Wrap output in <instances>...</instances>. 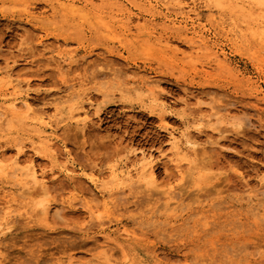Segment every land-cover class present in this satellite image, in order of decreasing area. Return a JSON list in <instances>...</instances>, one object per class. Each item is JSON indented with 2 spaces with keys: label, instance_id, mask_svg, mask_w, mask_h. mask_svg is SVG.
<instances>
[{
  "label": "rangeland",
  "instance_id": "rangeland-1",
  "mask_svg": "<svg viewBox=\"0 0 264 264\" xmlns=\"http://www.w3.org/2000/svg\"><path fill=\"white\" fill-rule=\"evenodd\" d=\"M222 1L0 0V264H264V5ZM143 155L157 187L127 182Z\"/></svg>",
  "mask_w": 264,
  "mask_h": 264
},
{
  "label": "bare ground",
  "instance_id": "bare-ground-1",
  "mask_svg": "<svg viewBox=\"0 0 264 264\" xmlns=\"http://www.w3.org/2000/svg\"><path fill=\"white\" fill-rule=\"evenodd\" d=\"M154 1L158 3L161 0H154ZM163 1H164V4L166 5L167 9L169 8L170 5H173L174 7H176L175 9L187 7L189 9L188 13L193 14V16H197L198 15V13L196 12V6L197 5L195 6V0L193 1L192 4H188V2H185L184 0H163ZM261 1L263 2V5H264V0H259V3ZM213 3H216V4L220 5V7H221V5H223V1L222 0H214ZM218 5H217V7H218ZM172 9H174V8H172ZM251 16L253 17V15H251ZM188 18H190V17H188ZM184 28H186V27H184ZM181 29H183V28H181ZM218 58H219V56H218ZM11 72L13 73V71H11ZM12 73H10V75H9L10 77H12L14 75ZM151 90H153V89H151ZM18 105H21V106H18ZM18 105L16 103H13L11 107H12L13 110H17V109H20V108L26 109V111L28 113L32 114L33 120L38 126L44 127L45 129H48V130H51V133L47 137V139H46V141H45V143L43 145V148L46 149V152L49 154L50 158L52 160L56 161L58 159V155L56 154V145H57V139H58V136L56 134V130H57L56 122L54 120H52L51 118L45 117V116L41 115L40 113H38L36 110H34L32 105L30 104V102L28 100H25V101L21 102ZM218 109H220V108L218 107ZM80 113H78V115H77L76 119L73 121V123L76 126H81V125L85 126V121L89 117L88 116L89 115V111L83 109ZM215 115H217V113L214 114V117H215ZM239 128H241V126ZM174 143H175V146H176L175 147L176 148V153L177 154H183L182 153L183 151L180 150V147H179V141H174ZM189 144L192 145L191 143H189ZM191 150L193 152L192 154H193L195 159L189 161V164L190 163L192 164L193 161L195 162L196 158H198L199 156L201 157V155H202V157H203V155L206 154L205 151H203L202 149L200 150L195 145L191 148ZM66 154L68 155L69 158L72 159L71 154L69 153L68 150H66ZM173 154H175V152ZM187 154L188 153H186L185 156H187ZM142 159H143V161H142V163L140 165V168H138L136 170V176L135 177H133L129 172L126 173V178L128 179L127 182L136 180L137 182H144V184L146 186L147 185H149V186L153 185L154 187H157L159 185V181H158L157 176H156L154 160L151 158V156H145V155H143ZM187 159L190 160L189 158H187ZM202 159H205V156ZM202 159H201V161H202ZM3 160H4V157H3L2 154H0V164L3 163ZM197 161L199 162L198 159H197ZM200 162L198 164H203V163H200ZM179 167H177V169ZM192 167H191V169H192ZM195 167H197V164L195 165ZM201 167H202V165H201ZM203 167H204V165H203ZM204 168H206V166ZM196 169H198V168H196ZM179 171H180V169H179ZM179 174L181 175L182 171H180ZM24 175L26 177L25 178L26 181H25V183H23L24 184L23 185V189L25 191V196L38 198L35 201V204L33 205V207L34 208H39L41 216L43 215L44 218L45 217L47 219L49 217H52L53 219L62 218L61 213L64 210V207L62 205L56 206L54 204H49V202H48L47 198L49 196L50 189L48 188L47 181L45 179L44 173L42 171H39L38 167L36 166V164L31 162L24 169ZM113 177H116V175H114ZM88 180L97 189H99L101 192H107L108 188L104 187L105 184L103 183V180L101 178V174L99 172L98 173L97 172L96 173L91 172V175L88 176ZM23 194L24 193H22V195ZM8 196L9 195H3L2 197H3V199L4 198L6 199ZM94 200H95L94 198L91 199V201H94ZM34 208H32L33 209L32 211H35ZM90 208L91 207L88 206V209H90ZM37 212L38 213H36V215L37 214L40 215L39 211H37ZM7 225H8V221L7 220L1 221L0 222V231L3 230V228L5 226H7ZM102 254H104V252ZM105 260L106 261H111L108 258H106Z\"/></svg>",
  "mask_w": 264,
  "mask_h": 264
}]
</instances>
